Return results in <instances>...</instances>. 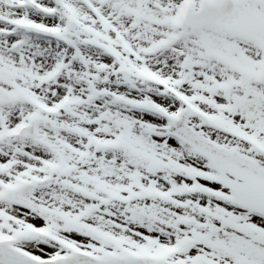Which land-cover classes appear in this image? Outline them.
<instances>
[{
    "label": "snow or ice",
    "instance_id": "6c2138e0",
    "mask_svg": "<svg viewBox=\"0 0 264 264\" xmlns=\"http://www.w3.org/2000/svg\"><path fill=\"white\" fill-rule=\"evenodd\" d=\"M0 264H264V0H0Z\"/></svg>",
    "mask_w": 264,
    "mask_h": 264
}]
</instances>
